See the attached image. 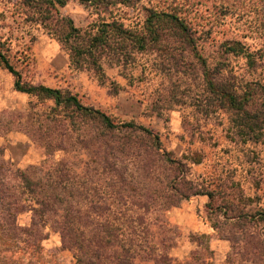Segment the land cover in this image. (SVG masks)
<instances>
[{
  "label": "rangeland",
  "instance_id": "obj_1",
  "mask_svg": "<svg viewBox=\"0 0 264 264\" xmlns=\"http://www.w3.org/2000/svg\"><path fill=\"white\" fill-rule=\"evenodd\" d=\"M21 1L0 0L3 50L21 83L60 88L115 123L153 129L160 149L148 161L152 153L140 132L130 141L122 128L112 137L97 136L98 123L73 107L17 90L16 77L0 63V164L47 166L48 147L53 160L64 161L75 180L83 181L87 196L71 199L70 208L85 212L86 238L93 225L109 224L118 241L139 236L170 264H264V131L259 138L239 134L235 113L208 100L203 77L204 67L243 89L249 82L264 84V0H138L134 6L104 0L106 10L98 13L69 0L53 15L69 18L82 32L114 20L140 29L149 9L176 11L191 27L190 44L176 48V38L164 34L162 42L133 51L126 63L105 59L102 79L93 67L71 60L69 46L57 35L63 25L34 21L37 7ZM232 40L253 51V65L242 54L226 52ZM110 145L117 147L114 154ZM164 153L173 161L166 168ZM172 175L180 188L207 189L214 198L196 194L162 209V187ZM218 204L222 209L213 212ZM17 222L28 225L30 213H21ZM40 244L31 249L0 239V264H75L57 232ZM136 260L160 264L156 258Z\"/></svg>",
  "mask_w": 264,
  "mask_h": 264
},
{
  "label": "trees",
  "instance_id": "obj_2",
  "mask_svg": "<svg viewBox=\"0 0 264 264\" xmlns=\"http://www.w3.org/2000/svg\"><path fill=\"white\" fill-rule=\"evenodd\" d=\"M68 1L23 0L21 3L33 4L37 7L39 14L34 21L44 24L46 20L54 22V25H63L64 28L60 34L52 28L49 29V33L57 34L58 38L69 46L71 60L76 65L86 64L93 67L101 79L104 75L101 63L105 59L111 64L123 61L126 63L132 57L133 51H141L151 43L162 42L160 38L164 34H171L176 38V48L179 47L180 42L181 45L192 42L188 32L191 27L173 10L149 9L140 29L128 28L114 20L97 22L93 30L82 32L73 26L69 18L53 15L58 7L65 5ZM75 1L92 7L97 13L101 8L106 10L104 0ZM137 1L117 0L116 2L121 5L134 6ZM4 46L5 42H2L0 37V63L16 77L14 86L17 90L51 98L55 106L73 107L80 116L98 123L100 127L96 128L97 136L101 133L112 137L115 134L114 131L121 128L129 132L126 138H130L134 132H140L142 135L140 134L138 138L144 141L147 153H152L151 156L148 154L150 157L148 161L154 159L153 152L160 149L157 132L132 121L115 123L104 112L82 105L74 94L60 88H51L41 84L28 86L21 83L17 72L9 63L6 51L3 50ZM226 52L235 55L242 54L247 58L249 65L254 64L253 51H249V48L241 41H230ZM217 70H219L218 66ZM203 77L206 91L210 94L208 100L217 103L221 109L235 113L234 122L239 127V134L247 135L248 138H259L264 131V84L249 82L243 89L231 79L221 78L218 71L213 74V69L208 71L204 67ZM130 140L131 138L128 141ZM47 148H45L47 154L44 159L47 166L42 164L19 169L0 164L1 240L23 243L24 247L32 249L35 244L41 247V241L49 235L50 231H54L59 234L61 249L71 253L75 264H139L136 258L144 261L156 258L160 264H170L167 262L169 258L165 253L159 252L158 258L155 257L152 251L153 246L141 242L139 236H131L125 241H118L116 227L109 224L93 225L92 236L86 238V225L82 223V219L86 216L85 212L81 211V208H70L71 199L77 201L87 196L86 190L82 187L83 181L75 180L76 176L69 173L64 161L53 160ZM116 149L115 145L109 146L111 154H114ZM164 160L165 168L167 161L173 162L172 159H166V157ZM148 164L146 167L150 170V162ZM109 165L114 168V163L110 162ZM169 169L175 172L171 166ZM175 176L169 178L162 187V196H164L162 200H165L161 202L164 206L162 209H167L170 205H176L182 198H189L196 194L206 195L209 200L214 198V193L207 189H195L192 185L180 188ZM70 181L77 185L75 189ZM183 182L187 183V180ZM93 207L96 208V205L94 204ZM220 209H222V204L212 208V211L216 212ZM24 212L30 213L28 225H21L17 222L18 216ZM132 234H137L135 229L132 230ZM55 250L52 251L55 252Z\"/></svg>",
  "mask_w": 264,
  "mask_h": 264
}]
</instances>
